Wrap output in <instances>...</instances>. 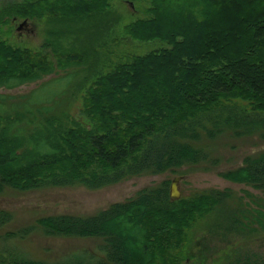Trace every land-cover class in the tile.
Listing matches in <instances>:
<instances>
[{"label": "trees", "instance_id": "16d2710c", "mask_svg": "<svg viewBox=\"0 0 264 264\" xmlns=\"http://www.w3.org/2000/svg\"><path fill=\"white\" fill-rule=\"evenodd\" d=\"M108 2L23 0L0 9V89L55 75L28 93L0 94V194L97 190L175 172L205 163V142L225 133L264 141V0H150V16L126 25L113 42L161 46L109 69L94 65L91 76L82 77L91 67L79 66L107 52L97 45L110 30ZM44 12L54 24L48 22L40 50L5 38L6 18ZM80 90L77 119L70 110ZM39 91L47 95L39 98ZM221 175L264 193V149ZM169 185L162 181L93 213L45 215L7 231L0 237V264H170L167 255L183 247L185 231L222 207L224 221L213 216V227L219 223L238 235L264 231L263 197L250 200L258 207L234 202L229 189L171 201ZM11 220L0 209V228ZM35 231L93 241L97 248L53 259L24 246ZM234 257L229 264H254L248 256Z\"/></svg>", "mask_w": 264, "mask_h": 264}, {"label": "rangeland", "instance_id": "374dc122", "mask_svg": "<svg viewBox=\"0 0 264 264\" xmlns=\"http://www.w3.org/2000/svg\"><path fill=\"white\" fill-rule=\"evenodd\" d=\"M44 4H41V9ZM150 0H109L106 5L110 30L108 36L100 40L97 48H103L105 54L100 52L98 61L81 64V70L90 66L91 70L81 73L82 77L91 76L94 65L101 68L102 65L109 69L118 59H126L128 55H142L149 50L158 48L160 43H137L124 39L123 43L116 45L113 41L123 36L126 25L150 16ZM49 15L44 12L41 16L28 17L35 27V33L31 36L18 37L13 29L5 37L8 42L28 47L37 51L41 49L46 37ZM9 27L6 26L5 29ZM108 49L110 51H108ZM108 53V57L106 54ZM105 56V57H104ZM79 69V68H78ZM102 69V68H101ZM57 70V69H56ZM86 70V68H85ZM62 73L61 70H57ZM55 75L44 77L41 81L54 78ZM41 81L20 85L10 90L0 89V94L19 95L28 93L37 88ZM58 86V85H57ZM56 85L49 89L54 93ZM84 91L76 94L75 101L71 103L70 113L79 119L81 109V96ZM39 98L47 95L46 91L36 93ZM209 159L198 165L184 166L175 172L161 174H145L128 178L124 181L112 184L97 190H89L82 186L66 188H39L27 192L6 191L0 194V209L7 210L12 215V220L6 226L0 228V237L7 231L27 226L34 219L54 214H89L105 208L110 203L124 201L133 197L141 189L156 186L162 181L171 180L176 176H183L180 181V197L188 198L194 194L209 190L229 189L234 202H249L250 206L258 207L250 203L254 196L264 198V193L242 183L226 180L221 174L240 166L245 157L254 155L264 149V141L259 135L234 137L231 134H222L205 142ZM240 198L242 200H240ZM254 201V200H253ZM215 209L212 213L199 219L184 233V245L182 248L174 247L170 250L168 260L170 264H229L234 260V255L248 256L254 264H262L264 261V231H257L251 235H238L237 232H224L222 226L213 227V216L216 222L224 221L225 209ZM26 248H33L37 253L53 259H60L74 254L82 253L83 248L90 251L96 250L93 241L68 238H51L35 231L31 237L25 240ZM245 260V259H244ZM249 261V260H248Z\"/></svg>", "mask_w": 264, "mask_h": 264}, {"label": "flooded vegetation", "instance_id": "af4514ba", "mask_svg": "<svg viewBox=\"0 0 264 264\" xmlns=\"http://www.w3.org/2000/svg\"><path fill=\"white\" fill-rule=\"evenodd\" d=\"M22 1L23 0H0V9L9 5L14 6L20 4ZM6 19H9V22L6 21L4 23V30L13 29L18 37L32 36L35 33V27L32 23H30L28 17L12 15ZM6 26L9 28L5 29Z\"/></svg>", "mask_w": 264, "mask_h": 264}, {"label": "water", "instance_id": "95a60500", "mask_svg": "<svg viewBox=\"0 0 264 264\" xmlns=\"http://www.w3.org/2000/svg\"><path fill=\"white\" fill-rule=\"evenodd\" d=\"M183 179V176L174 177L169 185V198L171 201L177 200L180 198V181Z\"/></svg>", "mask_w": 264, "mask_h": 264}]
</instances>
